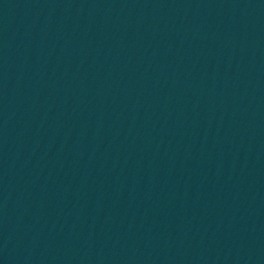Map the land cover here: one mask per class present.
Here are the masks:
<instances>
[{
  "label": "water",
  "instance_id": "obj_1",
  "mask_svg": "<svg viewBox=\"0 0 264 264\" xmlns=\"http://www.w3.org/2000/svg\"><path fill=\"white\" fill-rule=\"evenodd\" d=\"M0 264H264V0H0Z\"/></svg>",
  "mask_w": 264,
  "mask_h": 264
}]
</instances>
